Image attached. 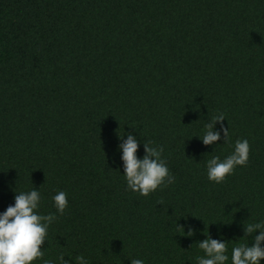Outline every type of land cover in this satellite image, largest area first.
Wrapping results in <instances>:
<instances>
[{
    "label": "trees",
    "instance_id": "16d2710c",
    "mask_svg": "<svg viewBox=\"0 0 264 264\" xmlns=\"http://www.w3.org/2000/svg\"><path fill=\"white\" fill-rule=\"evenodd\" d=\"M220 113L229 138L217 122L204 145ZM128 134L139 159L163 147L174 183L127 187ZM244 139L247 165L210 181L207 161ZM33 189L57 217L41 248L54 264H197L209 236L231 264L264 223V0H0V214Z\"/></svg>",
    "mask_w": 264,
    "mask_h": 264
},
{
    "label": "clouds",
    "instance_id": "9594fccd",
    "mask_svg": "<svg viewBox=\"0 0 264 264\" xmlns=\"http://www.w3.org/2000/svg\"><path fill=\"white\" fill-rule=\"evenodd\" d=\"M224 120L225 115L220 113L205 125L206 131L200 138L204 145H213L221 139L220 131H214L217 122H221V130L225 140H228L229 128L223 127ZM151 143H144L145 155L142 159L137 157L139 144L132 134H128L127 140L120 145L127 187L144 197L162 185L167 187L175 181L165 161L161 159L163 147H153ZM249 152L248 140H237L234 152L223 161L215 156L207 161L208 179L217 184L224 182L237 166L247 165ZM40 200L38 190L21 192L15 196L14 206H9L0 214V264H33V261L43 259L44 252L41 248L46 241L49 225L57 217L54 214H37ZM53 201L57 211L63 215L68 206L67 194L60 191L53 197ZM257 230L259 235L254 236L251 246L241 244L233 247L231 264H261L264 260V223H249L244 226L245 236L256 233ZM193 234L191 229L186 233L188 236ZM199 248L203 250L204 256L196 258L197 264H226L229 259L226 255V242L212 239L210 236L199 242ZM64 257L63 254L58 256L60 264H69ZM76 261L77 264H88L82 255L77 256ZM43 264H54V261L43 259ZM131 264H144V261L132 259Z\"/></svg>",
    "mask_w": 264,
    "mask_h": 264
}]
</instances>
